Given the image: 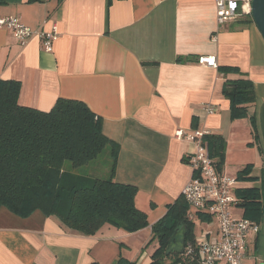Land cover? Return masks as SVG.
<instances>
[{
	"label": "crops",
	"instance_id": "crops-1",
	"mask_svg": "<svg viewBox=\"0 0 264 264\" xmlns=\"http://www.w3.org/2000/svg\"><path fill=\"white\" fill-rule=\"evenodd\" d=\"M10 15L34 30L55 26L57 37L45 51L38 36L20 44L0 29V79L20 82L21 106L49 111L73 99L100 117L119 147L113 180L136 186L148 226L127 232L105 223L84 235L39 210L20 217L1 207L0 264H149L158 247L150 227L192 175L194 146L176 139L177 129L223 138L222 163L213 161L237 180L232 214L259 226L242 264H264V40L251 14L218 23L214 0H0V16ZM203 55L216 66L198 64ZM226 66L233 71L219 69ZM240 78L252 82L254 101L233 119L224 86ZM186 215L192 242L216 235L209 210Z\"/></svg>",
	"mask_w": 264,
	"mask_h": 264
},
{
	"label": "trees",
	"instance_id": "trees-1",
	"mask_svg": "<svg viewBox=\"0 0 264 264\" xmlns=\"http://www.w3.org/2000/svg\"><path fill=\"white\" fill-rule=\"evenodd\" d=\"M224 87L231 117H245L246 105L254 101L252 82L240 78L228 81ZM19 89V81L0 79V208L20 217L39 210L55 216L66 230L84 235L95 234L105 223L127 232L147 227V214L135 205L136 186L113 180L119 147L103 134L102 119L85 103L73 99L59 98L49 111L21 106L17 103ZM204 140L210 156L217 158L220 166L223 138L206 135ZM108 147L107 178H89L65 169L67 163L72 170L88 164ZM187 208L181 195L151 225L149 243L156 240L158 247L149 264H197L196 258L181 253L165 254L171 235L183 225L187 227L184 245L194 243Z\"/></svg>",
	"mask_w": 264,
	"mask_h": 264
},
{
	"label": "built area",
	"instance_id": "built-area-1",
	"mask_svg": "<svg viewBox=\"0 0 264 264\" xmlns=\"http://www.w3.org/2000/svg\"><path fill=\"white\" fill-rule=\"evenodd\" d=\"M214 2L218 23L233 20L241 14H250V0ZM0 29L9 31L20 44L38 36L45 51L52 49L53 41L57 37L55 26L49 30H34L22 23L18 16L13 15L0 16ZM196 62L200 65L216 66L215 56L211 55L199 56ZM204 110L208 114L213 112L212 106H207ZM206 135L207 132L200 129H177L174 132L176 139L189 141L194 146L187 158L192 175L182 189L186 204L194 210H209L217 225L214 237L187 243L181 254L196 258L197 264H242L247 252V236L256 234L259 226L247 218L233 216L231 208L236 201L233 189L237 180L218 170L204 140Z\"/></svg>",
	"mask_w": 264,
	"mask_h": 264
},
{
	"label": "water",
	"instance_id": "water-1",
	"mask_svg": "<svg viewBox=\"0 0 264 264\" xmlns=\"http://www.w3.org/2000/svg\"><path fill=\"white\" fill-rule=\"evenodd\" d=\"M250 14L264 40V0H250ZM186 232L187 227L183 225L171 235L165 248L166 255L170 252L181 253L183 251Z\"/></svg>",
	"mask_w": 264,
	"mask_h": 264
},
{
	"label": "rangeland",
	"instance_id": "rangeland-1",
	"mask_svg": "<svg viewBox=\"0 0 264 264\" xmlns=\"http://www.w3.org/2000/svg\"><path fill=\"white\" fill-rule=\"evenodd\" d=\"M65 169L74 171L79 175H86L89 178H107L106 170H110V159L108 158L107 149H105L96 159L90 161L75 170H72L69 163L65 165ZM152 243V242H150Z\"/></svg>",
	"mask_w": 264,
	"mask_h": 264
}]
</instances>
